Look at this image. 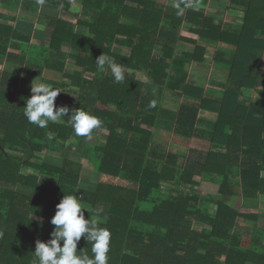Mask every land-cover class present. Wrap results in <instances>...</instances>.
<instances>
[{
	"label": "trees",
	"instance_id": "trees-1",
	"mask_svg": "<svg viewBox=\"0 0 264 264\" xmlns=\"http://www.w3.org/2000/svg\"><path fill=\"white\" fill-rule=\"evenodd\" d=\"M1 1L0 64L22 70L0 77V264H33L65 194L81 199L86 219L106 218L108 264H264V0H228L235 21L227 25L207 12L211 0H191L196 7L182 15L173 7L179 0ZM35 17L52 30L48 44L14 26ZM103 52L127 70L123 83L97 68ZM210 57L223 70L214 89L198 84L193 69ZM45 70L61 75L51 81L61 89L57 106L86 108L103 126L85 138L67 123H28L23 108ZM204 111L214 117L202 125ZM155 132L197 146L186 156ZM45 151L62 162L39 160ZM73 152L96 161L95 189L82 185ZM237 196L252 211L234 206ZM91 249L82 237L78 254L91 258Z\"/></svg>",
	"mask_w": 264,
	"mask_h": 264
},
{
	"label": "clouds",
	"instance_id": "clouds-1",
	"mask_svg": "<svg viewBox=\"0 0 264 264\" xmlns=\"http://www.w3.org/2000/svg\"><path fill=\"white\" fill-rule=\"evenodd\" d=\"M43 3V0H38ZM184 7H181V4ZM173 7L178 15H182L187 7L195 8L196 4L191 0H179ZM95 63L97 68L103 72L107 67L110 69L117 84L126 79L124 67L115 59L106 54H100ZM61 89L45 82L31 84V96L26 99L23 108V116L28 123L40 128H46L49 122L67 123L71 126L78 137H89L94 130L103 126L100 117L92 114L86 108L80 107L70 111L67 105L57 106L55 101ZM150 106L154 107L153 102ZM67 117V119H66ZM52 139L51 136L48 137ZM85 210H88L81 199L74 194H65L56 205L55 214L50 223L54 226L47 241H36L35 260L33 264H108L111 232L107 227H101L106 218H85ZM38 224L42 221H37ZM92 244V257L87 254H78V243L81 238Z\"/></svg>",
	"mask_w": 264,
	"mask_h": 264
},
{
	"label": "rangeland",
	"instance_id": "rangeland-1",
	"mask_svg": "<svg viewBox=\"0 0 264 264\" xmlns=\"http://www.w3.org/2000/svg\"><path fill=\"white\" fill-rule=\"evenodd\" d=\"M43 6H46V5H43ZM228 6H229L228 0H211L209 5L207 6L206 10L208 13H210L212 15H215V14H217L216 16L220 15L223 18V21L227 25L228 22H230V21L234 22L235 21L234 19H232L231 15H230L232 13L227 8ZM59 10H60L59 7L56 8V7L50 6L47 9V13H45V12L44 13L45 14L50 13L51 15L55 16V15H58ZM81 18L84 20L86 19L84 15L81 16ZM26 24H27L26 26H23L21 24V27L24 30V32L28 33V34H33L34 36H35V34L37 35V33H35L34 27L30 26L28 23H26ZM51 32H52L51 28H47V29L44 28L43 32H40L39 35H37V37H36L38 39V42L42 45L48 44L51 40ZM87 33H88V31H87ZM114 50H115V52L122 53V54H128L129 53V49L120 45V44H116L114 46ZM210 59H211V62L209 64L205 63L204 65H197L196 67H193V68L199 69L200 72H206V73H208V76H209V77H200V79L197 80L198 84H202L203 86L208 87V89H214V88H218V85L212 84L211 79L212 80L214 79L213 75L215 74V72L223 73V70L220 67H217V64L215 63V61L211 57H210ZM70 63H73V60H70L69 64ZM191 68H192V65H190L189 69L191 70ZM6 69L20 70V71L22 70V68L19 65L9 64L8 61L6 63H4L3 65H0V73ZM124 70L126 73L127 70L126 69H124ZM23 75H26V74L23 73ZM27 77H29V76H27ZM44 78H45L44 80L33 79V81L35 80L36 82H45V83L54 85V87H56L55 86L56 84H53L52 82H53V80L59 81L61 78V75H60V73L53 72L51 70H45ZM219 79L220 80L225 79V74H221L219 76ZM219 79L216 78L215 80L218 81ZM167 98H169V103L171 105L176 104V100L174 98L169 97V96ZM176 105H178V104H176ZM201 118H204L203 124H208V122L210 120V116H208L207 114H203L201 116ZM150 128H152V127H150ZM172 134L170 132H165V133H163V135L160 138H158V140H160V141L161 140H167L170 142L171 138H172L171 144L169 146V148H171L175 144L180 143L177 140L174 141L175 139L173 140ZM95 141H96L95 138L89 139V143L91 145H93ZM193 141L188 142L187 144H190V146H197L196 143H194L195 141L194 142ZM16 153L20 154V152H16ZM189 153L190 152L185 153V155L188 156ZM37 155H38L39 160H41L43 162L50 163V164L59 165L63 160L62 154L59 152H55V151H45V152L39 153ZM72 155H73V157H76V159L81 160V163L83 166V171H82V175H81L82 185L90 187L92 189H95L96 184L98 182V179L100 177L98 167L96 166V161L90 160L87 157H82V156L76 155L75 152H73ZM40 180H41V182L46 183L50 186H56L57 185V179L53 178L51 176L41 175ZM116 181L119 182L120 180L116 179ZM232 203L234 206H237L241 211H249L250 210L249 208L246 207L248 205H246V203H244V199L241 198L240 196L234 197L232 200ZM253 210H257V208L253 209ZM250 211H252V209ZM262 222L264 223V220H262Z\"/></svg>",
	"mask_w": 264,
	"mask_h": 264
},
{
	"label": "crops",
	"instance_id": "crops-1",
	"mask_svg": "<svg viewBox=\"0 0 264 264\" xmlns=\"http://www.w3.org/2000/svg\"><path fill=\"white\" fill-rule=\"evenodd\" d=\"M50 6L49 5H46V6H42V8H41V10H42V12H45V13H47V9L49 8ZM4 8V5H3V3H2V1L0 0V10L1 9H3ZM229 9V8H228ZM230 10V9H229ZM231 11V10H230ZM222 12V11H221ZM19 13H20V10H19ZM231 13H235L234 11H232ZM1 21V20H0ZM2 22L3 23H7V24H10L11 22H9V21H6V20H2ZM26 23H28L30 26H32V27H34V29H35V33H37V35H39V33L40 32H43V29L45 28V29H47L43 24H40L39 22H38V20H37V18L35 17L34 18V21H30V22H28V21H26L25 19H19L18 21H16V22H14V26L15 27H17V28H19V29H22V27H21V24L23 25V26H26L27 24ZM22 31H23V33L24 34H26V35H29L30 37H31V41L33 42V43H38V44H40L39 42H38V39L36 38L37 37V35L35 34V36L33 35V34H28V33H25L24 32V30L22 29ZM7 61H5V62H3V64L4 63H6ZM3 64H0V65H3ZM193 67V66H192ZM194 69V68H193ZM198 70V72H197V80H199L200 79V77H205V75L204 74H201V72L199 71V69H197ZM1 74H2V72L0 73V76H1ZM221 82V81H220ZM206 87V86H205ZM207 89H208V87H206ZM203 114H207L208 116H210V120L214 117L213 116V114H209V113H207V112H202L201 113V116L203 115ZM203 119L204 118H202V121H203ZM209 120V121H210ZM202 125H204L203 124V122H202ZM162 135H161V132H155V140H157L158 142H160V140H158V138H160ZM172 137H173V140L174 141H179L180 143H177V144H175L174 146H172V148L174 149V150H176L177 152H184V153H188V151H189V149H190V147H192V146H190V144H187L188 142L187 141H182V140H180V138H179V136H177V135H175V134H172ZM177 138V139H176ZM162 141V140H161ZM171 141H172V138H171ZM171 141L169 142V141H167V147H169L170 146V144H171ZM193 141V140H192ZM185 151H187V152H185ZM190 152V151H189Z\"/></svg>",
	"mask_w": 264,
	"mask_h": 264
}]
</instances>
